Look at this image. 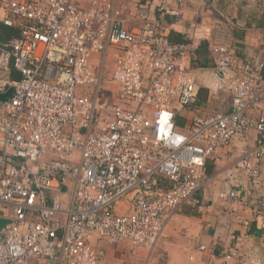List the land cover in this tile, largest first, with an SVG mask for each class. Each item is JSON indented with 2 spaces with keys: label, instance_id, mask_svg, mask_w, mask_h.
<instances>
[{
  "label": "built area",
  "instance_id": "obj_1",
  "mask_svg": "<svg viewBox=\"0 0 264 264\" xmlns=\"http://www.w3.org/2000/svg\"><path fill=\"white\" fill-rule=\"evenodd\" d=\"M120 1L1 2L17 34L0 44V70L12 66L20 79L0 77V92L13 86L0 104V217L9 219L0 264H97L94 239L153 250L173 213L211 182L206 159L248 131L264 137L263 61L236 59L198 20L188 41H173L164 16L178 9L168 0H130L139 24L129 26ZM204 5L219 12V0ZM193 39L214 55L209 76L230 92L232 108L180 127L175 118L193 109L202 73L190 67ZM253 154L261 152L241 165L258 212L264 181ZM239 195L220 197L248 205Z\"/></svg>",
  "mask_w": 264,
  "mask_h": 264
},
{
  "label": "crops",
  "instance_id": "obj_2",
  "mask_svg": "<svg viewBox=\"0 0 264 264\" xmlns=\"http://www.w3.org/2000/svg\"><path fill=\"white\" fill-rule=\"evenodd\" d=\"M88 4L89 0H81ZM0 0V44L4 42L5 15ZM126 7L123 15L129 26L138 25L134 18L133 1L123 0ZM260 0H219V12L211 11L204 0H168L169 6L178 9L177 15H165L169 36L174 41L190 38L193 23L198 20L214 27L219 38L224 37L233 47L235 58L255 65L264 62V9ZM159 15V12H156ZM3 26H6L4 28ZM189 58L202 68L214 67V55L207 49L205 40L190 42ZM197 65V66H198ZM10 67L0 70V77L9 79ZM199 75L198 96L193 109L179 111L185 126L195 115H208L215 111L227 112L232 108L231 94L225 88H218L215 79ZM264 105V101L261 102ZM251 161H258L261 178L264 181V137L248 131L234 137L229 145L218 148L205 163V173L211 182L205 183L181 208L174 212L156 248L132 246L125 243H107L94 239L97 264H264V207L256 212L253 206L241 205L233 198L220 197L221 193L237 191L240 199L255 198L249 176L241 165L246 153ZM61 198L69 194L68 185L60 183ZM220 193V194H219ZM219 194V197H218ZM52 192L46 190L50 203ZM235 252L232 258L227 254Z\"/></svg>",
  "mask_w": 264,
  "mask_h": 264
},
{
  "label": "trees",
  "instance_id": "obj_3",
  "mask_svg": "<svg viewBox=\"0 0 264 264\" xmlns=\"http://www.w3.org/2000/svg\"><path fill=\"white\" fill-rule=\"evenodd\" d=\"M3 27L6 28V26H3ZM5 31H6L5 32L6 36L4 37V39H6V40H8L9 38H11L12 36H15L17 34V30L15 28H13V27H10V28L8 27V28L5 29ZM184 41H188V40H184ZM190 65L193 66V67H196L195 64L192 63V59H191ZM9 77H10L9 78L10 80H13V81L14 80H18V79H20V74L11 66L10 67V75H9ZM175 123H176L177 126L183 125V122H182V120L179 117L175 118Z\"/></svg>",
  "mask_w": 264,
  "mask_h": 264
},
{
  "label": "rangeland",
  "instance_id": "obj_4",
  "mask_svg": "<svg viewBox=\"0 0 264 264\" xmlns=\"http://www.w3.org/2000/svg\"><path fill=\"white\" fill-rule=\"evenodd\" d=\"M122 9H126V7L125 6H123L122 7ZM157 15V14H156ZM164 22H165V20H164ZM200 22H202V21H200ZM195 23H196V21L193 23V25H195ZM192 29H193V26H192ZM191 33H192V31H191ZM218 36V35H217ZM218 38H219V36H218ZM178 42H181V41H178ZM206 42V41H205ZM231 48H233L232 47V45H231ZM190 60V62H191V58L189 59ZM215 63V62H214ZM192 65V64H191ZM190 65V67L191 68H197V67H200V65H198V63L195 61V66L196 67H193V66H191ZM198 65V66H197ZM213 64H212V61H210V68H211V66H212ZM209 67H206V68H202V67H200L201 69H203L204 71H205V75L206 76H209V73L208 72H213L214 71V69L212 68V69H208ZM264 73V72H263ZM82 88H83V86H82ZM109 89H113V85H112V82L111 81H105V83H104V86H103V93H105V95L108 97V90ZM123 99H121L120 100V104H121V101H122ZM122 105H126V103L125 102H123L122 103ZM220 111V110H219ZM257 164H258V167H259V163L257 162ZM260 178H261V175H260ZM262 179V178H261ZM263 180V179H262ZM220 194V193H219ZM219 194H218V197H219ZM247 202H249V204L251 205V206H253V203H250V201H247ZM248 204V205H249Z\"/></svg>",
  "mask_w": 264,
  "mask_h": 264
},
{
  "label": "water",
  "instance_id": "obj_5",
  "mask_svg": "<svg viewBox=\"0 0 264 264\" xmlns=\"http://www.w3.org/2000/svg\"><path fill=\"white\" fill-rule=\"evenodd\" d=\"M13 86L8 87L5 92H0V104L6 102L12 95ZM9 223L8 218L0 217V231Z\"/></svg>",
  "mask_w": 264,
  "mask_h": 264
}]
</instances>
